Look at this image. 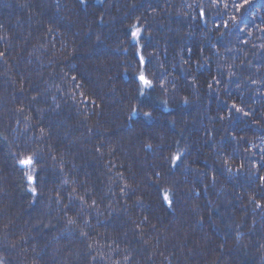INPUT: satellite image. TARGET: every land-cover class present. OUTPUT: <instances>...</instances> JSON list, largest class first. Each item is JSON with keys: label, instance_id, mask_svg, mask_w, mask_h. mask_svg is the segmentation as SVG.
<instances>
[{"label": "trees", "instance_id": "obj_1", "mask_svg": "<svg viewBox=\"0 0 264 264\" xmlns=\"http://www.w3.org/2000/svg\"><path fill=\"white\" fill-rule=\"evenodd\" d=\"M262 178L264 0H0V264H264Z\"/></svg>", "mask_w": 264, "mask_h": 264}, {"label": "snow or ice", "instance_id": "obj_2", "mask_svg": "<svg viewBox=\"0 0 264 264\" xmlns=\"http://www.w3.org/2000/svg\"><path fill=\"white\" fill-rule=\"evenodd\" d=\"M137 34H138V31H137V33H133L134 36L137 35ZM141 62H143V58H141ZM139 79L144 83V85L151 86V81L146 80L144 75H143V73H141ZM237 110L239 111V109H237ZM146 115H150V114H146ZM20 163L21 164H31L32 163V159L28 158L27 160H21ZM29 179L31 180L32 177H29ZM262 179H264V178H262ZM33 191H35V189H33ZM164 199L167 201L168 200V196L165 195ZM169 203H170V201H169Z\"/></svg>", "mask_w": 264, "mask_h": 264}, {"label": "bare ground", "instance_id": "obj_3", "mask_svg": "<svg viewBox=\"0 0 264 264\" xmlns=\"http://www.w3.org/2000/svg\"><path fill=\"white\" fill-rule=\"evenodd\" d=\"M23 167L26 169H30V165L29 164H23Z\"/></svg>", "mask_w": 264, "mask_h": 264}]
</instances>
